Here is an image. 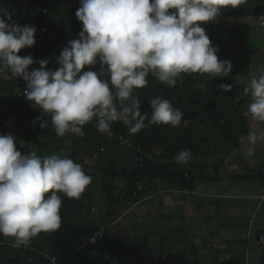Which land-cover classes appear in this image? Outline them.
<instances>
[{
    "label": "clouds",
    "instance_id": "9594fccd",
    "mask_svg": "<svg viewBox=\"0 0 264 264\" xmlns=\"http://www.w3.org/2000/svg\"><path fill=\"white\" fill-rule=\"evenodd\" d=\"M247 2L80 0L76 17L82 30L56 58L59 67L46 68L49 61L41 59L40 67L30 71L33 57L18 53L36 43V27L20 25L6 7H0V77L26 82V98L50 116L58 137L83 138L86 124L110 133L112 124L119 122L130 135L152 125L178 127L184 118L181 108L156 95L149 99L151 112H142L135 90L148 85L149 75L169 88L182 84L183 74L228 76L232 62L218 59L219 48L213 46L202 23L215 20L221 9ZM98 62L99 71H82ZM218 87L228 91L233 85ZM243 97L248 98L245 114L257 124L248 132L244 150L246 157H252L257 144L264 143V67L249 74ZM47 125L45 121L40 127ZM15 140L11 133L0 135V236L11 237V246L20 248L29 246L41 232L57 231L60 194L80 199L93 177L68 154L39 156L34 150L22 154ZM173 159L189 165L191 151L181 150ZM257 199L264 204V195ZM44 257L57 264L55 257Z\"/></svg>",
    "mask_w": 264,
    "mask_h": 264
},
{
    "label": "trees",
    "instance_id": "16d2710c",
    "mask_svg": "<svg viewBox=\"0 0 264 264\" xmlns=\"http://www.w3.org/2000/svg\"><path fill=\"white\" fill-rule=\"evenodd\" d=\"M0 7L12 8L22 26H46V36L35 39L33 46L37 61L47 59L46 68L52 70L59 67L56 58L68 41L78 39L82 30V22L76 17L80 0H0ZM210 29L211 26L206 33L213 46L219 48L218 59L232 62L228 76L208 75L201 87L198 86V73L183 74V83L169 88L149 75L148 85L135 90L141 99L142 112H151L149 99L156 95H162L174 107L181 108L184 118L178 127L152 125L130 135L127 127L119 122L112 124L110 133H102L93 124H86L83 127L85 136H72L68 145L66 135H56L50 116L20 92L26 88V82L20 77L6 80L0 77V135L10 132L2 130L1 125L11 114L14 142L22 154L33 150L39 156L68 154L93 177L80 199H69L60 194L63 204L61 227L57 231L41 232L29 246L20 248L11 246V237L0 236V264H50L44 257L46 254L55 256L57 264H103L109 252L135 261L132 246L111 237L112 226L100 240L88 243L99 225H108L109 210L117 201L133 202L130 198L133 194L138 200L147 191L148 180L155 177L176 183L188 191H193L199 182L221 181L218 170L225 157L235 150L238 137L249 132L240 111L244 86L236 80V75L246 73L247 65L237 58L236 47L223 31L211 33ZM222 83L233 87L224 91L218 87ZM37 117L41 119L37 121ZM45 121H48L47 127L41 128L40 124ZM185 149L191 151L189 165H181L173 159ZM86 155L93 156L92 167L84 163ZM259 176L264 180L262 171ZM116 179H122L119 190L113 185ZM100 206L104 208L102 214ZM261 208L264 214V206ZM260 235L264 236V229L254 235L256 243ZM259 252V264H264V248H259ZM137 257L141 264H147L146 256Z\"/></svg>",
    "mask_w": 264,
    "mask_h": 264
},
{
    "label": "crops",
    "instance_id": "0c3cea01",
    "mask_svg": "<svg viewBox=\"0 0 264 264\" xmlns=\"http://www.w3.org/2000/svg\"><path fill=\"white\" fill-rule=\"evenodd\" d=\"M220 14L212 21L211 33L223 31L236 47L237 58L247 65L246 73L238 76L248 77L253 68L264 67V25L258 23L264 19V0H248L237 8L221 9ZM234 151L218 170L220 182H199L188 191L155 177L148 180L147 191L134 206L131 201H117L108 214L111 237L131 245L135 261L109 252L103 264H141L138 255L146 256L147 264H259L254 235L264 229V214L257 207V197L264 193L259 176L264 170V148L256 175L249 174L251 169ZM244 182L251 188H243ZM130 207L132 228L126 227L130 224L120 213ZM136 214L145 216L144 221L134 218Z\"/></svg>",
    "mask_w": 264,
    "mask_h": 264
},
{
    "label": "rangeland",
    "instance_id": "374dc122",
    "mask_svg": "<svg viewBox=\"0 0 264 264\" xmlns=\"http://www.w3.org/2000/svg\"><path fill=\"white\" fill-rule=\"evenodd\" d=\"M90 68H91V70L99 71V69H100L99 62L95 66H88V69L87 70H89ZM82 71H86V70L85 69H82ZM253 71H254V68H253ZM208 75L209 74H199L198 75L199 76V79H200V82L198 83V86L204 87V81L207 79ZM238 77L239 76L236 75V78H238ZM248 79H249V76L248 77L241 76V77H239V80H237V79L236 80L238 82H240L241 84L246 85ZM247 103H248V98L247 97H244L243 105L241 106L240 111L243 114V116L245 118V121H246V125H247V127H248V129L250 131L251 129L255 128L257 126V124H256V122L252 121L251 118L248 115L245 114L246 111H247V108H246ZM9 133H11V134L14 135L15 134V131L14 130H12V131L10 130ZM9 133H7V134H9ZM247 135L248 134H246V135H240L238 137V141H237V145H236L235 151L232 154L233 155L236 154V153L240 154L239 156L243 160V162L247 165V168H250L251 169L249 171V174H252V175L255 174L256 175L257 172L260 170V168H256L255 165H259L262 162L261 161V155L260 154H261V152H262V150L264 148V144L258 143L257 146H256V152H255L254 156H252V157H246L244 155V150L248 146ZM65 139H66V144L69 145L73 138L70 135H66ZM83 161L89 167H92L93 164H94V158H93L92 155L91 156H89V155L84 156L83 157ZM250 184L251 183L244 182V184H242V187L243 188H251L250 187ZM113 185H114L115 190H119L121 188V186H122V179H116L113 182ZM139 186H140V184H139ZM136 201L137 200H135L134 202H131V205H133L132 203H135ZM260 208H261V206H260ZM103 210H104V208L100 206L99 211H100L101 214H102V211ZM146 210H148V208H146ZM133 211H132L131 207L130 208H126V211H124V212H122V210H120V213H122V215L125 218H127V222H128V224H130V225H127L126 227L132 228V226L134 224V222H133V216H134ZM141 216H142V214H138V215L136 214V216L134 218L138 217V220L140 222V220H142L145 217V216L144 217H141ZM103 217H104V215H103ZM102 219H104V218H102ZM143 221H144V219H143ZM112 224L113 223H110L109 222L108 223L109 227L112 226ZM120 229H121V233H122L123 227H120ZM120 229H119V231H120Z\"/></svg>",
    "mask_w": 264,
    "mask_h": 264
},
{
    "label": "built area",
    "instance_id": "2783aa9c",
    "mask_svg": "<svg viewBox=\"0 0 264 264\" xmlns=\"http://www.w3.org/2000/svg\"><path fill=\"white\" fill-rule=\"evenodd\" d=\"M7 9L12 13L13 19L17 23H19L20 22V17H17L13 13V9L12 8H7ZM218 17H222V15L219 14ZM212 21H208V22L202 23V26L205 28V30H208L210 28ZM258 23L260 25H264V19L263 18L258 19ZM46 34H47V28H46V26L45 25H40L38 28H36V33L34 35V38L36 40H41V39H43L46 36ZM18 55H20L21 57L27 56V55H31L33 57V59H34V63L29 66L30 70H32L33 68H38V61H37V59L35 57V48H34V46L26 47V48L21 49L20 52L18 53ZM25 89L26 88H24L20 92L22 94H25ZM12 119H13V116L11 114H8L6 116V118L4 119L2 125H1V129L4 130V131H10L11 130ZM262 175H264V170L262 171ZM135 197H136L135 194H133V195L130 196V198L133 199V202L135 201V199H134ZM259 205L260 206H264V204H261L260 201H259ZM108 228H109V225H106V226L99 225L97 227V230L93 234V236L90 239H88V243H93L96 239L100 240V238L102 237V235L104 234V232ZM98 232L100 233V235H97ZM257 242H258L257 243L258 247L260 249H263L264 248V236L263 235H260L259 238H258V240H257ZM50 256L55 257L53 255H50ZM49 262H50V260H49Z\"/></svg>",
    "mask_w": 264,
    "mask_h": 264
}]
</instances>
